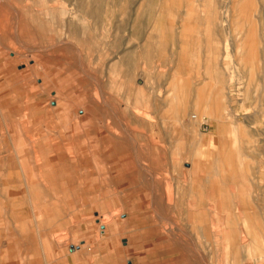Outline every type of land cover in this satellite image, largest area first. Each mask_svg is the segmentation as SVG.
<instances>
[{
    "label": "rangeland",
    "instance_id": "1",
    "mask_svg": "<svg viewBox=\"0 0 264 264\" xmlns=\"http://www.w3.org/2000/svg\"><path fill=\"white\" fill-rule=\"evenodd\" d=\"M0 23L8 30L0 34V83L8 81L0 86L7 122L0 157L18 159L41 206L23 197L20 214L13 201L22 190L8 189L0 255L2 221L14 212L24 221L5 223L12 245L36 234L46 239L49 228L67 253L98 262L146 264L153 256L154 264L162 254L161 264H237L223 203L237 187L246 198L264 199L255 179L264 162L252 148L242 152L240 185L221 182L217 171L209 177L207 169L215 158L225 162L218 123H233L227 138L240 136L244 147L261 132L259 120L245 123L264 122V0H0ZM78 138L93 168L95 144V170ZM18 163L0 168L2 200V190L21 177ZM65 179L70 186L81 180L82 192L106 184L77 195L75 185L61 190ZM80 201L88 206L74 209ZM33 210H53L69 227L44 218L35 225Z\"/></svg>",
    "mask_w": 264,
    "mask_h": 264
},
{
    "label": "crops",
    "instance_id": "2",
    "mask_svg": "<svg viewBox=\"0 0 264 264\" xmlns=\"http://www.w3.org/2000/svg\"><path fill=\"white\" fill-rule=\"evenodd\" d=\"M7 83H8L7 79L1 80L0 86L3 85V87H4L5 85H7ZM4 88H6V86ZM4 92H3V94H5ZM3 98H4V96H3ZM4 105H7L6 99L4 100ZM1 118H3V119H1ZM138 119H141V117ZM258 120H259L258 125H259V129L261 130V132L256 133V140L252 139V141L251 140L247 141V143H245L246 147L243 146V144L240 140V136L238 137L236 135L238 138L235 139L233 142H231L230 139L227 138V131L228 130H230V131L232 130L234 132L233 127L230 129V127L233 123L228 122V121L225 123H222V124L218 123V126H220V125L223 126V138L222 139H223V143H224L223 154L225 157V162L223 163V165L222 164L216 165L215 162H216L217 158H215L214 161H210V163L208 165V169H207L209 177L212 176L213 174H215V171H217V173L220 174V176L222 177L221 182H223L225 184L240 185L241 183L245 182L244 180L239 182L238 178L240 175H242L244 173V170H245L247 165L238 163V158L241 156V153L246 151L248 148H252V151L256 152V154L258 155V158H259L258 159L259 163L264 162L263 158L260 157V156L264 155V130L262 129L264 126V122H262V121L260 122V118H256V120L249 118V119H247V123H245V125L247 124V127H250L251 125L255 124V122H257ZM136 121H138V120L136 119ZM6 123L7 122L4 121V115L1 114V116H0V129H1L0 135L3 138L7 134ZM137 123L139 124V122H137ZM191 126H193L194 128L197 127L194 125H191ZM225 127H229V128L226 129ZM81 128H82V124H81ZM63 131H64V129H63ZM2 132H3V134H2ZM236 132H237V130H236ZM110 133H108V134H110ZM58 134L56 136H58ZM150 134H152V132H150ZM53 135H55V134H53ZM100 135L101 134L99 133L97 139L95 140V144L97 143ZM112 135L115 136L114 134H112ZM76 136L79 137V133ZM249 136L250 137L254 136L253 130H251L249 132ZM222 139L219 136V140L222 141ZM4 140H5V138L3 139V141ZM254 141H255V143H254ZM77 142H80L83 146V142L81 141V139L78 138ZM117 142H119V141L117 140ZM95 144L92 145V148L94 150L93 154H95V158L97 159V164H96V167H94V168H93V166H91V164H88V158L87 157H88L89 153H88V151H86V148L83 146L85 148L84 151L86 153L85 154V160H86L87 165L89 166L90 170H95L99 164V159H98L97 152L95 149L96 148ZM122 148L125 150L123 145H122ZM7 151L10 152L11 151L10 148L7 149ZM247 152H248V150H247ZM126 154H127V152H126ZM7 155L5 156V158L0 157V159L2 160V161L0 160V168H2L5 163L8 164V161H12V162L17 161V163H18V159H13V160L7 159ZM128 157H129V155H128ZM129 160H131L130 157H129ZM18 166H19V163H18ZM259 166H261V165H259ZM211 169L214 170L213 173H212ZM18 170L19 171H17L16 174H17V176L19 175L18 176V178H19L21 176L19 173L20 172V166H19ZM0 173H1V171H0ZM10 173H11V170H9V173L7 174V179H9V181L11 182L13 180V177L9 178L8 175H11V176H14V175L12 173L11 174ZM132 174H133V166H132V169L130 172L131 177H132ZM255 179H256V182L262 183L264 185V171L259 167L257 168V170L255 172ZM65 180H66L68 187L65 189H61V185H60V189L61 190H68V189L72 190L71 186L75 185L74 189L79 190V193L77 195H80V194L81 195H83V194L89 195L90 193H94V192L98 193L101 189V186L103 184H106L105 182H103L99 186V188H97L95 191L82 192L83 190H82L81 180H76L74 182V184L71 186H70V184H68V180L67 179H65ZM7 182H8V180H7ZM132 184H133V180H132ZM23 186H25L26 189L28 191H30V193H32V195H23L24 194ZM108 186L110 187V189L112 188V190L115 187V186L112 187L111 185H108ZM8 189L9 190L10 189L22 190V192L20 194H18L16 199L13 201V204H14L16 211L20 212V214L23 213V210H22V208H17V206L19 204L16 205V202L18 200L22 199L23 197L25 198V197L29 196V198L31 200L32 208H33L35 201H37L39 206H40V201H39L40 199H37L33 196L35 191L32 188L26 186V184L24 183V179L21 176L18 179L17 185H11L7 188L5 187V189L2 190L3 200L0 197V210H2V212H4L3 206L5 204H7L6 203L7 200H6L5 195H7ZM236 189H234V190L230 189V191L234 192V193H232L234 195L232 196L231 202H228V203L224 202L223 203V208H224V212H225L224 218H223V223L226 227V229H225V231L227 232L226 237L230 241L229 247H230L231 253L234 256H238V261L236 262L237 264H264V199L262 197L246 198L245 195H240L238 187ZM127 193H129V190L127 191ZM110 194H111V190H110ZM117 195H118V193H117ZM124 195H129V194H124ZM207 195H211L210 192H208ZM103 198H101V199H103ZM101 199H96V201H98V202H96L97 205ZM81 203H82L81 201L77 202L76 207L74 209H77L78 206H83V207L88 206V204L83 205ZM92 204H95V201L92 202ZM74 209L71 212H73ZM52 211L53 210H51V215L49 216V218L44 219L45 221L47 220V222H49V221L55 220L58 223H60L61 225L65 226V227H69V224L67 226V225L61 223L59 221V219L55 218V214H54V212L52 214ZM233 211H238V212H241L242 214H241V216H237V214H233ZM4 214H5V212H4ZM69 214H71V213H69ZM67 218H68V216H67ZM4 221H5V216H4V220L2 222H4ZM40 229L41 228H39L38 232L40 231ZM6 230L7 229H6V226L4 224V230H3V233L1 235L6 238V245L4 247L5 249L2 250L1 255H0V264H39L40 258L38 256V254H36V253L34 254V252L38 253V250H40L42 252L43 259L45 260L46 264H111V263H107L104 261L98 262L95 259L96 257L95 258L93 256L87 257L85 253H80V254L78 253L77 254L76 253L77 251H74L73 253H67L66 249L63 246L58 248L57 244L52 243L51 241H47L46 239H42V240H38L37 238L35 239L34 237H36L37 234L35 236H33V238L27 242L23 241L22 244H19V245L13 244L12 245V244L8 243V236L6 235V233H7ZM44 230L51 231V229H49V228H47V229L43 228V231ZM238 240L241 241V245L239 247L237 245V243L239 242ZM117 246L118 245H116V246L113 245L112 247L117 248ZM108 247H111L109 245V243L107 244V248ZM161 248H163V247H161ZM76 250H78V249H76ZM160 250H162V249H160ZM152 257L149 258V260L146 262V264H152V261H151ZM101 258H103V257H101ZM177 259H178L177 255H175V257L169 258L170 261H172V260L177 261ZM158 260H159V262H154V264H161L162 263V260H163L162 254Z\"/></svg>",
    "mask_w": 264,
    "mask_h": 264
},
{
    "label": "bare ground",
    "instance_id": "3",
    "mask_svg": "<svg viewBox=\"0 0 264 264\" xmlns=\"http://www.w3.org/2000/svg\"><path fill=\"white\" fill-rule=\"evenodd\" d=\"M62 1H64V0H61V2ZM119 1V0H118ZM63 6V5H62ZM94 6V5H93ZM92 6V7H93ZM89 10V9H88ZM91 14V13H90ZM101 14V13H100ZM65 21V20H64ZM66 27H69V25H67ZM70 28H71V26H70ZM7 32L8 30H7V26H5V24H2V23H0V34L1 33H4V32ZM5 32V33H6ZM4 33V34H5ZM3 34V35H4ZM8 34V33H7ZM3 35H2V37H3ZM11 37V36H10ZM4 38H5V36H4ZM7 39V38H6ZM200 61V60H199ZM11 62H13V60L11 59ZM16 92V91H15ZM175 95H176V93H175ZM178 96V95H177ZM15 97V96H14ZM179 99V98H178ZM209 104V103H208ZM200 124H201V122H200ZM105 159V158H104ZM32 189H33V187H32ZM45 208H47V207H45ZM44 208V209H45ZM43 209V210H44ZM42 210V211H43ZM42 211L41 212H39V211H37V212H35L34 210H33V212H32V218H28V220H31V221H34L35 223V225L36 224H39V222H41L40 221V219L42 220L43 218L44 219H46V218H49V216L51 215V212L50 211H43V213H42ZM43 219V220H44ZM107 219H109L110 220V218H107ZM10 221H13V224H11V225H13L15 228H17V227H19V225L24 221V216L22 217L21 215H18V214H15L14 212H9V213H7V215L5 216V221H4V224L5 223H10ZM8 226V225H7ZM34 226V225H33ZM38 229V228H37ZM98 229V228H97ZM106 231H107V229H106ZM107 234V233H106ZM46 240L47 241H51L52 243H55V244H57V246L59 247L60 246V244H61V239H59L57 236H51L52 234H51V232L49 231V232H46ZM54 235V234H53ZM59 236V235H58ZM64 238V237H63ZM65 239V238H64ZM63 239V240H64ZM9 242V241H8ZM63 243V242H62ZM69 243V242H68ZM47 244V243H46ZM80 244V243H79ZM82 244V243H81ZM80 244V245H81ZM48 245V244H47ZM52 246V245H51ZM88 246V243H87V241H86V243L82 246V252L84 251L83 249H85L86 247ZM61 247V246H60ZM91 249V248H90Z\"/></svg>",
    "mask_w": 264,
    "mask_h": 264
}]
</instances>
